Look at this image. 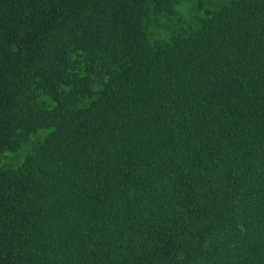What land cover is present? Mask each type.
Returning <instances> with one entry per match:
<instances>
[{
    "label": "trees",
    "instance_id": "1",
    "mask_svg": "<svg viewBox=\"0 0 264 264\" xmlns=\"http://www.w3.org/2000/svg\"><path fill=\"white\" fill-rule=\"evenodd\" d=\"M0 264H264V0H0Z\"/></svg>",
    "mask_w": 264,
    "mask_h": 264
}]
</instances>
